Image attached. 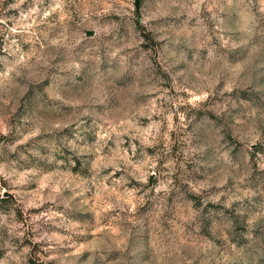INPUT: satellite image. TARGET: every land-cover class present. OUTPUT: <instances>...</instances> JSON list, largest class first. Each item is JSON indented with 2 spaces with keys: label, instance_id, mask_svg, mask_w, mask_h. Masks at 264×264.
<instances>
[{
  "label": "rangeland",
  "instance_id": "1",
  "mask_svg": "<svg viewBox=\"0 0 264 264\" xmlns=\"http://www.w3.org/2000/svg\"><path fill=\"white\" fill-rule=\"evenodd\" d=\"M0 264H264V0H0Z\"/></svg>",
  "mask_w": 264,
  "mask_h": 264
},
{
  "label": "trees",
  "instance_id": "2",
  "mask_svg": "<svg viewBox=\"0 0 264 264\" xmlns=\"http://www.w3.org/2000/svg\"><path fill=\"white\" fill-rule=\"evenodd\" d=\"M2 199H4V200H10L9 196L3 197Z\"/></svg>",
  "mask_w": 264,
  "mask_h": 264
},
{
  "label": "water",
  "instance_id": "3",
  "mask_svg": "<svg viewBox=\"0 0 264 264\" xmlns=\"http://www.w3.org/2000/svg\"><path fill=\"white\" fill-rule=\"evenodd\" d=\"M136 2L138 3V0H136Z\"/></svg>",
  "mask_w": 264,
  "mask_h": 264
}]
</instances>
